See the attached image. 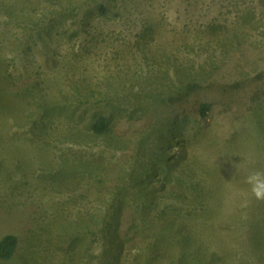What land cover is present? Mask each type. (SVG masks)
<instances>
[{
	"label": "rangeland",
	"instance_id": "rangeland-1",
	"mask_svg": "<svg viewBox=\"0 0 264 264\" xmlns=\"http://www.w3.org/2000/svg\"><path fill=\"white\" fill-rule=\"evenodd\" d=\"M254 169L264 0H0V264H264Z\"/></svg>",
	"mask_w": 264,
	"mask_h": 264
},
{
	"label": "trees",
	"instance_id": "trees-1",
	"mask_svg": "<svg viewBox=\"0 0 264 264\" xmlns=\"http://www.w3.org/2000/svg\"><path fill=\"white\" fill-rule=\"evenodd\" d=\"M209 104H203L201 107V114L206 115L209 110ZM94 130L99 133H106L108 130V122L105 116H98L94 125ZM18 244V237L16 234H6L0 239V258H10Z\"/></svg>",
	"mask_w": 264,
	"mask_h": 264
},
{
	"label": "clouds",
	"instance_id": "clouds-1",
	"mask_svg": "<svg viewBox=\"0 0 264 264\" xmlns=\"http://www.w3.org/2000/svg\"><path fill=\"white\" fill-rule=\"evenodd\" d=\"M244 182L249 186L251 195L257 201L264 202V170L250 171Z\"/></svg>",
	"mask_w": 264,
	"mask_h": 264
}]
</instances>
